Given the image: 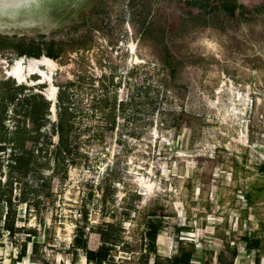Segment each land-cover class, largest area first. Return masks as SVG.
Wrapping results in <instances>:
<instances>
[{
	"label": "rangeland",
	"instance_id": "rangeland-1",
	"mask_svg": "<svg viewBox=\"0 0 264 264\" xmlns=\"http://www.w3.org/2000/svg\"><path fill=\"white\" fill-rule=\"evenodd\" d=\"M35 1L1 10L0 34L37 48L62 44L65 51L53 72L40 67L46 80L26 69L23 83L8 75L19 57L0 54V80L46 98L52 84L72 81L74 146L58 166L54 146L48 154L36 149L26 175L8 168L10 148L0 154V189L10 191L6 183L14 178L17 224L38 232V253L29 245L28 257L15 264H71L84 209L94 242L103 222L117 228L109 264H139L148 255L145 231L154 212L164 215L157 239L163 258L174 256L183 240L213 252L214 264L221 252L230 260L235 236L216 248V231L207 228L227 212L236 224L237 212L229 211L234 189L245 187V177L253 182L264 166V0H223L251 10L240 19L228 17L222 0ZM165 48L182 61L175 79L163 63ZM30 59L24 57V66ZM50 112L56 121L57 109ZM42 180L50 198L37 200L33 188ZM21 189L39 211L18 203ZM260 206L264 220V201ZM183 225L196 229L178 234ZM18 242L2 239L0 264H13ZM74 264H87L81 251Z\"/></svg>",
	"mask_w": 264,
	"mask_h": 264
},
{
	"label": "trees",
	"instance_id": "trees-1",
	"mask_svg": "<svg viewBox=\"0 0 264 264\" xmlns=\"http://www.w3.org/2000/svg\"><path fill=\"white\" fill-rule=\"evenodd\" d=\"M186 4L195 3L196 0H185ZM188 2V3H187ZM222 9L225 10L228 17L233 19H240V14L243 17L245 14L251 13V10L245 6L231 3L230 1L222 0ZM55 43L42 47L41 45L35 47L34 43H27L25 38H17V36H8L0 34V54L7 52L13 53L19 58L29 57L40 59L46 56L55 61L58 60L61 53L65 49L62 44L56 45ZM54 47V48H53ZM69 51H76L75 44H69ZM179 60L170 50L164 49L163 63L168 70L170 77L175 79L177 70L181 65ZM62 65L69 64L68 57L61 62ZM73 82L67 80L57 85V120L52 122L50 109L52 103L42 93H31V88L23 84H16L12 79L2 78L0 80V154L4 153L10 148L11 155L8 162V168L11 171L15 170L21 175H26L31 165V161L35 157V150L40 153L46 150L48 154L49 148L54 146V164H59L66 161L72 155L73 141L72 131L74 122L72 117L74 109L71 103V87ZM42 88V87H40ZM41 90V89H40ZM114 107L113 109H115ZM13 122V129L10 130L8 123ZM178 130H181L182 124H176ZM50 132H48L49 130ZM52 136L57 137V144L53 143ZM45 138L46 142L43 146L41 140ZM0 159V172L2 171ZM264 171V168H263ZM13 182L14 178H9L6 183L10 187V191H3L0 189V248L2 247V239L7 236L13 240L21 241L18 245L19 252L16 259L12 260L13 264L22 262L28 257V246L31 245L32 254L38 253L39 243L34 240L38 237V232L33 229H26V226H19L17 224V210L13 203ZM1 183V182H0ZM42 184L33 188L34 199L40 200L42 198H50L49 193H45L47 181L42 180ZM28 192L25 189L20 190V199L18 203H25L27 207L31 205L36 206L38 211L40 208L39 203L33 204L31 198L27 196ZM150 220L146 224L145 237L148 239L147 253L142 255L139 264H214L213 252L205 250L200 251L197 244L194 242H185L179 240V247L174 256L163 258L157 252V239L162 231V223L164 215L162 213H152ZM83 224L77 226L76 233L73 238L71 252L73 258L71 264L76 263L79 252L81 251L86 259L87 264H109L115 260L113 254V246L118 245L117 228L110 230L103 222L97 232L98 239L94 242L91 237V230L89 226L88 211H82ZM105 224V225H104ZM196 227L180 226L176 228L178 234H190L195 231ZM26 235L23 240H20V234ZM243 240L247 241L249 249H260V243H250L249 238L245 237ZM231 259L225 258L224 253L218 255V264H234V259L237 256L236 249L231 250ZM153 255L151 258L150 256ZM209 255V256H208ZM34 262H38L32 258ZM42 264H46L41 260ZM259 264V259L257 260Z\"/></svg>",
	"mask_w": 264,
	"mask_h": 264
},
{
	"label": "crops",
	"instance_id": "crops-1",
	"mask_svg": "<svg viewBox=\"0 0 264 264\" xmlns=\"http://www.w3.org/2000/svg\"><path fill=\"white\" fill-rule=\"evenodd\" d=\"M262 169L261 175H258L253 182L248 181L249 178L245 177L244 188L234 189L233 203L229 207V211H236L238 220L233 225L228 219V213L222 217V222L216 226H209L207 231H216L214 244L216 248L230 238L229 235L233 234L235 240L231 242V245H235L234 249L237 251V256L234 259V264H251L248 261L253 259V264H257V260L260 261L264 253V220L260 218L259 211L260 204L264 201V171ZM259 171V170H258ZM239 201V206L235 207V202ZM201 212V211H200ZM203 213V212H201ZM206 224V220H203V226ZM237 235V236H236ZM241 236V237H239ZM249 238V242L252 244L255 241L260 243V249H249L248 242L243 238ZM229 246V245H228ZM198 248L200 247L197 245ZM218 255L216 256V262L218 263ZM248 257V258H247ZM229 260V259H228Z\"/></svg>",
	"mask_w": 264,
	"mask_h": 264
},
{
	"label": "bare ground",
	"instance_id": "bare-ground-1",
	"mask_svg": "<svg viewBox=\"0 0 264 264\" xmlns=\"http://www.w3.org/2000/svg\"><path fill=\"white\" fill-rule=\"evenodd\" d=\"M30 65L28 67L24 66V58H19L17 64L13 67L12 70L8 71V75L12 78L17 79L19 82L23 83L26 80L25 72L26 69L30 72V74H40L42 77L40 79L46 80L48 76L41 70V66L46 67L50 72H53L55 67L57 66L55 60L48 58L46 56H42L40 59L31 58ZM58 93V88L55 85H51V89L47 94V99L50 102H55ZM51 111L55 114L56 107L55 104L52 105ZM86 262V259L84 257Z\"/></svg>",
	"mask_w": 264,
	"mask_h": 264
},
{
	"label": "water",
	"instance_id": "water-1",
	"mask_svg": "<svg viewBox=\"0 0 264 264\" xmlns=\"http://www.w3.org/2000/svg\"><path fill=\"white\" fill-rule=\"evenodd\" d=\"M35 3V0H0V11L5 9L20 8L29 3ZM50 101V100H49Z\"/></svg>",
	"mask_w": 264,
	"mask_h": 264
}]
</instances>
